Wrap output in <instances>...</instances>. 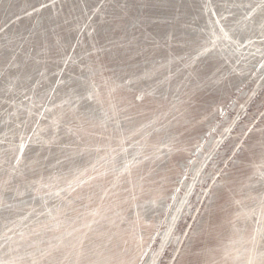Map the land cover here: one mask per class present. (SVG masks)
<instances>
[{"label":"rangeland","instance_id":"rangeland-1","mask_svg":"<svg viewBox=\"0 0 264 264\" xmlns=\"http://www.w3.org/2000/svg\"><path fill=\"white\" fill-rule=\"evenodd\" d=\"M0 264H264V0H0Z\"/></svg>","mask_w":264,"mask_h":264}]
</instances>
